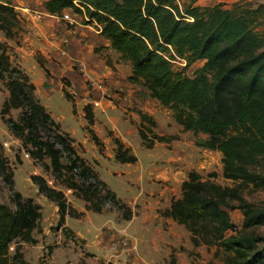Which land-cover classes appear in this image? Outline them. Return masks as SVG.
<instances>
[{
  "label": "trees",
  "instance_id": "obj_1",
  "mask_svg": "<svg viewBox=\"0 0 264 264\" xmlns=\"http://www.w3.org/2000/svg\"><path fill=\"white\" fill-rule=\"evenodd\" d=\"M179 3L180 0H47L44 8L51 15L71 10L94 25L99 35L109 41L119 61L130 64V84L145 88L151 99L170 110L183 132L206 136L198 146L221 154L225 180L264 189V175L253 170L264 159V34L256 31L264 6L235 4L226 8L219 3L202 7L195 0ZM23 23L12 5L0 0V32L7 40L19 36ZM178 61L184 67L175 70L173 63ZM108 62L107 59L109 66ZM196 62H203L202 67L192 76L186 75L185 69ZM37 64L48 76L43 61ZM0 82L8 91L0 110L1 121L21 141L24 152L52 178L51 185L38 175H32L30 180L38 193L57 208L58 227H63L66 217L80 219L83 213L69 205L64 191L57 186L83 200L88 211L99 214L106 207L120 213L124 221H131L132 209L77 154L74 140L45 110L29 76L10 62L7 47L1 42ZM63 95L72 102L67 91L63 90ZM12 110L19 111L17 119L10 117ZM83 110L88 126L93 125L91 105ZM137 114V132L145 149H153L156 143L178 141L177 136L154 133V119L141 111ZM88 132L101 154L102 142L93 130ZM112 140L116 162H137L118 137ZM1 153L0 144V177L10 190L14 209L0 204V264H26L21 244L37 243L34 234L42 233L40 207L14 190L13 173ZM180 189V197L172 199L161 216L183 226L194 248L216 246L228 255L226 264H264V236L237 232L227 212L239 210L242 230H251L264 226V209L245 201L239 187L203 180L195 171L187 174ZM228 232L231 234L226 236ZM11 245L15 246L12 253ZM167 264H178L173 250Z\"/></svg>",
  "mask_w": 264,
  "mask_h": 264
},
{
  "label": "rangeland",
  "instance_id": "obj_2",
  "mask_svg": "<svg viewBox=\"0 0 264 264\" xmlns=\"http://www.w3.org/2000/svg\"><path fill=\"white\" fill-rule=\"evenodd\" d=\"M45 1L7 0L24 23L19 36L13 40H7L0 32V42L6 45L10 62L29 76L45 110L74 140L77 154L132 209L134 216L131 221H124L120 213L106 207L99 214L88 211L83 200L57 186L64 191L69 205L83 213L80 219L66 217L63 227L59 228L57 208L38 193L30 180L32 175H38L51 185L52 178L41 164L24 152L21 141L12 136L0 118L1 155L13 173L14 190L24 198H32L41 212L42 233L34 234L37 243L21 244L26 264H167L172 250L178 264L191 261L194 264H226V253L216 246L194 248L189 232L175 221L162 217L161 213L170 206L172 199L180 197L181 183L190 171L220 186L239 187L241 197L258 209H264V189L255 190L225 180L221 156L198 146L206 136L183 132L174 122L172 112L157 102L149 104L161 124L158 129V122L152 117L156 122L153 132L177 136L178 141L156 143L150 150L142 147L137 132L140 120L136 124L131 119L132 113L138 116L139 110L120 101L125 95L123 86L131 72L130 64L106 52L103 37L84 17L73 13V24L59 14L57 18L51 17L44 8ZM183 3L184 0H180L179 4ZM195 3L202 7L219 3L226 8L235 4L248 8L264 6V0H195ZM256 31L264 34V15ZM38 60L43 61L48 76L38 66ZM202 65L203 62L192 64L185 69V74L192 76ZM183 67L179 61L173 63L175 70ZM139 87L138 94L146 91ZM63 90L70 94L72 102L65 99ZM7 96V89L0 82V110ZM86 105H91L94 115L91 126L84 117ZM18 115V110L10 111L13 119ZM125 121L135 125L136 130L128 127ZM88 129L102 142L101 154L91 141ZM114 136L127 142L128 145L123 144L138 159L135 164L115 161ZM253 170L264 175V159ZM10 194L0 177V204L13 210ZM227 212L237 232L264 236V226L242 230V213L239 210ZM66 229L70 232H65ZM14 248L11 245V253Z\"/></svg>",
  "mask_w": 264,
  "mask_h": 264
},
{
  "label": "crops",
  "instance_id": "obj_3",
  "mask_svg": "<svg viewBox=\"0 0 264 264\" xmlns=\"http://www.w3.org/2000/svg\"><path fill=\"white\" fill-rule=\"evenodd\" d=\"M103 41H104V47L106 48V52L111 55V54H115L118 56V54L113 51L111 48H110V43L108 40L104 39L103 38ZM107 60V59H106ZM106 60H105V63H106ZM102 63H103V60H100ZM108 70V69H107ZM110 72V71H109ZM131 73V72H130ZM112 74V73H111ZM130 74H128L127 76H129ZM123 90L125 92V95L123 96V98H120V101L122 102V104H124L125 106H127L129 104L130 105H133L137 110L139 111H142L143 113H146L148 114L149 116L153 117L154 119L157 120L158 122V129L161 127V124L159 123V118H158V115L156 113V111L152 108H150L149 104L151 103V101L153 102H157L156 100L154 99H151L148 95V91H144V92H140V94H142V97L143 98H146V99H143L142 97H140V94H138L137 92H139L140 90V87L137 86V85H134V84H130L128 81L126 82V84H124L123 86ZM123 92V91H121ZM119 100V99H118ZM154 104V103H153ZM159 104V103H158ZM160 105V104H159ZM161 106V105H160ZM126 111L125 109H123V112ZM121 114H123L121 112ZM132 121L134 123H138L139 122V118L136 114L132 113V117H131ZM125 123L128 125V127H131L133 130L135 129L136 130V127L135 125H131L128 121ZM201 135V134H200ZM205 136V135H203ZM120 140L125 144V145H128L127 142L123 139V138H120ZM218 153V152H217ZM220 156L221 154L218 153ZM138 161V159H137Z\"/></svg>",
  "mask_w": 264,
  "mask_h": 264
},
{
  "label": "built area",
  "instance_id": "obj_4",
  "mask_svg": "<svg viewBox=\"0 0 264 264\" xmlns=\"http://www.w3.org/2000/svg\"><path fill=\"white\" fill-rule=\"evenodd\" d=\"M73 3L76 5V1H73ZM72 15H74V14H73V12L71 10H69V11L68 10H65L64 12H62L61 14H59V16H61L66 22H68L70 24L75 23L73 21ZM50 16L51 17H54V18H57L58 17V15H50Z\"/></svg>",
  "mask_w": 264,
  "mask_h": 264
}]
</instances>
